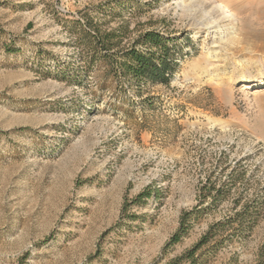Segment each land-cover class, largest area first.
Instances as JSON below:
<instances>
[{"label":"rangeland","instance_id":"1","mask_svg":"<svg viewBox=\"0 0 264 264\" xmlns=\"http://www.w3.org/2000/svg\"><path fill=\"white\" fill-rule=\"evenodd\" d=\"M80 27L117 30L116 53L174 40L172 81L137 94ZM256 79L264 0H0V264H168L243 206L252 228L222 230L204 264H264ZM209 180L234 186L165 249ZM148 186L159 199L129 204Z\"/></svg>","mask_w":264,"mask_h":264},{"label":"trees","instance_id":"2","mask_svg":"<svg viewBox=\"0 0 264 264\" xmlns=\"http://www.w3.org/2000/svg\"><path fill=\"white\" fill-rule=\"evenodd\" d=\"M78 32H81L82 37L88 38V43H90L89 49L92 53L90 63L97 62L106 65L110 69V76L125 80L130 87L135 89L137 94H142L143 89L149 85H169L172 81L174 71L178 66L176 57L179 53L177 52L178 46L174 40L150 31L144 33L127 50L116 53L113 50L119 46V41L121 40L117 30L101 33L96 28L87 30L80 27ZM229 185L225 184L217 188L210 180L205 183L198 195L199 205L191 211H185L181 215L180 227L170 237L165 249L179 244L188 233L190 219L201 212L200 207L204 201L207 199H211L213 202L221 201L222 198H225L230 193L231 188H229ZM231 186H234V184ZM159 193V190H154L152 186H148L129 204H140L141 201L149 200L153 197L159 199ZM127 206L128 203H126L125 209ZM253 224V213L248 206H243L239 212L227 218L226 221L210 226L198 243L187 249L180 256L169 261L168 264H204L206 261L204 259L206 254V251H203L204 247L208 246L222 230L235 225L238 226L235 229L236 232L243 228L250 230ZM219 244L221 242H217L209 250H217Z\"/></svg>","mask_w":264,"mask_h":264},{"label":"bare ground","instance_id":"3","mask_svg":"<svg viewBox=\"0 0 264 264\" xmlns=\"http://www.w3.org/2000/svg\"><path fill=\"white\" fill-rule=\"evenodd\" d=\"M227 11H229L228 7H225ZM226 18V17H225ZM254 83L255 86L258 85V87H264V80L256 79L254 82H251L250 84Z\"/></svg>","mask_w":264,"mask_h":264}]
</instances>
